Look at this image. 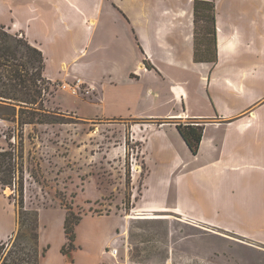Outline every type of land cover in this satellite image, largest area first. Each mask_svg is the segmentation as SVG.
<instances>
[{
  "label": "crops",
  "instance_id": "crops-1",
  "mask_svg": "<svg viewBox=\"0 0 264 264\" xmlns=\"http://www.w3.org/2000/svg\"><path fill=\"white\" fill-rule=\"evenodd\" d=\"M197 2L213 6V23ZM0 26L41 53L45 81L94 88L56 95L59 111L122 123L105 156L123 163L125 142L136 146L142 211L232 236L264 263V0H0ZM13 125L0 119V151ZM177 125L202 127L196 155ZM0 215L6 241L17 214L8 204Z\"/></svg>",
  "mask_w": 264,
  "mask_h": 264
},
{
  "label": "rangeland",
  "instance_id": "rangeland-1",
  "mask_svg": "<svg viewBox=\"0 0 264 264\" xmlns=\"http://www.w3.org/2000/svg\"><path fill=\"white\" fill-rule=\"evenodd\" d=\"M199 28L207 33L210 24L206 21ZM5 31L25 41L20 34ZM5 92L0 87V94ZM63 94L67 93L49 89L34 106L0 98V119L14 123L4 132L6 144L23 156L24 208L38 214L39 248L46 251L40 264H264L262 257L232 236L189 218L142 211L147 206L141 199L146 168L132 161L139 158L136 146L125 142L123 163L105 156L108 148L120 143L122 123L109 126L59 111L62 108L53 99ZM9 97L25 100L21 94ZM31 111L58 123L30 125L24 134L21 122L31 117ZM18 202L17 186L0 185V212L9 204L18 214ZM67 212L79 219L73 249L67 247L63 230ZM3 220L0 215V226ZM17 229L18 216L14 234ZM115 249L117 255L111 256ZM10 250L11 244L0 256V264Z\"/></svg>",
  "mask_w": 264,
  "mask_h": 264
},
{
  "label": "trees",
  "instance_id": "trees-1",
  "mask_svg": "<svg viewBox=\"0 0 264 264\" xmlns=\"http://www.w3.org/2000/svg\"><path fill=\"white\" fill-rule=\"evenodd\" d=\"M199 9L203 11L201 15L205 18L210 17V21L214 22L213 6L207 3H195V16H198ZM208 10H210V14L206 13ZM24 58L25 61H20ZM42 69L41 53L27 41L9 35L5 28L0 26V87L6 90L5 94H0V98L30 106L36 105L37 98L42 93H46L50 86H53L49 81L42 78ZM9 94H21L25 100L19 101L16 98H11ZM29 115L31 117L22 121V125H54L58 123L56 120L40 118L41 114L36 112L31 111ZM36 115L39 117L35 119ZM176 128L189 151L196 155L203 132L202 127L177 125ZM22 159V153H15L10 145H8L7 150L0 151V185L2 188L17 186L19 196L17 232L14 236L12 234L8 240L0 241V256L5 248L11 244V250L3 264H40V260L46 253L39 248L38 214L28 212L24 208ZM16 177L18 181L15 180ZM78 223V218L70 212L66 213L63 230L68 248H74V228ZM64 247H62L61 253H63Z\"/></svg>",
  "mask_w": 264,
  "mask_h": 264
},
{
  "label": "built area",
  "instance_id": "built-area-1",
  "mask_svg": "<svg viewBox=\"0 0 264 264\" xmlns=\"http://www.w3.org/2000/svg\"><path fill=\"white\" fill-rule=\"evenodd\" d=\"M51 84L56 89L63 91L72 97H87L90 94H92V92H94L93 87L87 86L80 79H75L71 83H59V84L58 83H51ZM11 141L13 142L14 139L12 138ZM116 254H117V250H113L111 252V255H116Z\"/></svg>",
  "mask_w": 264,
  "mask_h": 264
},
{
  "label": "bare ground",
  "instance_id": "bare-ground-1",
  "mask_svg": "<svg viewBox=\"0 0 264 264\" xmlns=\"http://www.w3.org/2000/svg\"><path fill=\"white\" fill-rule=\"evenodd\" d=\"M158 218H160V217H158ZM160 219H163V218L161 217Z\"/></svg>",
  "mask_w": 264,
  "mask_h": 264
}]
</instances>
